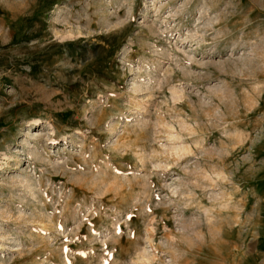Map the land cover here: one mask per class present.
I'll use <instances>...</instances> for the list:
<instances>
[{
	"label": "rangeland",
	"instance_id": "374dc122",
	"mask_svg": "<svg viewBox=\"0 0 264 264\" xmlns=\"http://www.w3.org/2000/svg\"><path fill=\"white\" fill-rule=\"evenodd\" d=\"M0 264H264V0H0Z\"/></svg>",
	"mask_w": 264,
	"mask_h": 264
}]
</instances>
